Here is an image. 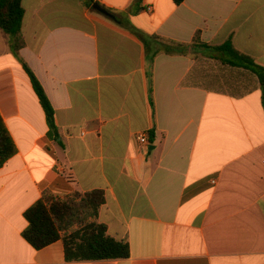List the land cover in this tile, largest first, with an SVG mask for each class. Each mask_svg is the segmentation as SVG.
I'll list each match as a JSON object with an SVG mask.
<instances>
[{"label": "crops", "instance_id": "1", "mask_svg": "<svg viewBox=\"0 0 264 264\" xmlns=\"http://www.w3.org/2000/svg\"><path fill=\"white\" fill-rule=\"evenodd\" d=\"M22 6L19 58L0 39V115L16 146L0 169V264H264V88L211 58L231 39L264 67V0ZM140 35L188 49L151 63ZM94 190L105 194L98 222L129 244L128 258L69 261L63 239L41 250L24 239L25 212L46 191Z\"/></svg>", "mask_w": 264, "mask_h": 264}, {"label": "trees", "instance_id": "2", "mask_svg": "<svg viewBox=\"0 0 264 264\" xmlns=\"http://www.w3.org/2000/svg\"><path fill=\"white\" fill-rule=\"evenodd\" d=\"M184 1L173 0L176 5ZM24 12L22 0H0V30L9 36L12 50L18 58L20 50L25 46L22 35ZM112 17L118 18L115 14H112ZM139 37L146 47L151 63L160 52L186 54L188 49L187 45L166 41L157 36ZM195 42L201 47L211 48L200 43L199 36H196ZM212 48L216 51V57H211L212 59L216 58L223 64L252 71L258 76L264 88V67L237 51L231 39ZM21 62L44 108L50 129L57 135L54 108L38 78L27 64ZM15 153V143L0 115V169ZM104 203L105 194L101 190L84 194L77 192L64 199L55 198L46 191L43 199L25 212L28 227L23 232V237L36 250L63 239L66 258L69 261L128 258L129 244L110 236L106 225L98 222L99 211Z\"/></svg>", "mask_w": 264, "mask_h": 264}, {"label": "built area", "instance_id": "3", "mask_svg": "<svg viewBox=\"0 0 264 264\" xmlns=\"http://www.w3.org/2000/svg\"><path fill=\"white\" fill-rule=\"evenodd\" d=\"M138 143L144 147H149L150 141L148 136L145 133H139L136 135Z\"/></svg>", "mask_w": 264, "mask_h": 264}, {"label": "water", "instance_id": "4", "mask_svg": "<svg viewBox=\"0 0 264 264\" xmlns=\"http://www.w3.org/2000/svg\"><path fill=\"white\" fill-rule=\"evenodd\" d=\"M94 8H95L98 12L102 13L103 15L111 16V14L109 13V11L106 10L105 8H103V7H102L101 5H99V4H95Z\"/></svg>", "mask_w": 264, "mask_h": 264}, {"label": "rangeland", "instance_id": "5", "mask_svg": "<svg viewBox=\"0 0 264 264\" xmlns=\"http://www.w3.org/2000/svg\"><path fill=\"white\" fill-rule=\"evenodd\" d=\"M4 38H9V36L6 35V34H4V33H2V32L0 31V39L2 40V39H4ZM192 53H193L196 57L202 59V54H200L199 52H192Z\"/></svg>", "mask_w": 264, "mask_h": 264}]
</instances>
